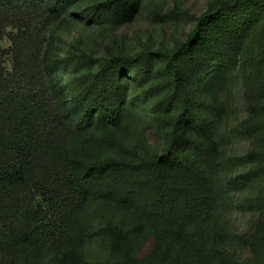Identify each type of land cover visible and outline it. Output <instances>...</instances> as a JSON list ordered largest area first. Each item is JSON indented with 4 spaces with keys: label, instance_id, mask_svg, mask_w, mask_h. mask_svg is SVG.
<instances>
[{
    "label": "trees",
    "instance_id": "16d2710c",
    "mask_svg": "<svg viewBox=\"0 0 264 264\" xmlns=\"http://www.w3.org/2000/svg\"><path fill=\"white\" fill-rule=\"evenodd\" d=\"M165 3L0 0V264H264V0H214L185 39L109 35Z\"/></svg>",
    "mask_w": 264,
    "mask_h": 264
},
{
    "label": "rangeland",
    "instance_id": "374dc122",
    "mask_svg": "<svg viewBox=\"0 0 264 264\" xmlns=\"http://www.w3.org/2000/svg\"><path fill=\"white\" fill-rule=\"evenodd\" d=\"M212 1L214 0H180L183 13L180 17H175L169 13L174 7L175 0H166L162 18H157L152 9L149 8L143 13H139L133 21L122 25L115 31H111L109 35L119 41L134 44L139 39H147L148 37H153L156 41H161L163 38L173 40L174 37L185 39L195 25L196 18L208 8L209 3ZM220 95L229 111L223 128L234 134L233 141L228 147L229 154L236 158L243 157L252 148V141L241 131V124L248 116L247 103L241 83L234 77L230 89L224 90ZM147 110H149V113L151 112L149 107ZM150 116L149 114L147 118L149 119ZM155 131V128L148 127L145 132V139L153 146L158 145L160 142ZM245 168L241 164L236 170L242 171ZM242 199L243 195L237 194L234 196L233 201L237 204ZM230 219L234 229L242 232L254 224L256 216L250 212H241L237 205H232Z\"/></svg>",
    "mask_w": 264,
    "mask_h": 264
}]
</instances>
